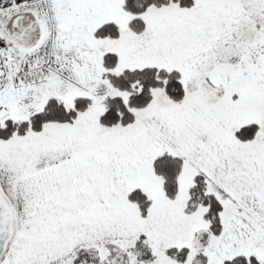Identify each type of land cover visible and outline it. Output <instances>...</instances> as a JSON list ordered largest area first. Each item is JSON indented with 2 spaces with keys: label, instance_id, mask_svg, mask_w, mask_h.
Listing matches in <instances>:
<instances>
[{
  "label": "snow or ice",
  "instance_id": "6c2138e0",
  "mask_svg": "<svg viewBox=\"0 0 264 264\" xmlns=\"http://www.w3.org/2000/svg\"><path fill=\"white\" fill-rule=\"evenodd\" d=\"M0 264H264V0H0Z\"/></svg>",
  "mask_w": 264,
  "mask_h": 264
}]
</instances>
